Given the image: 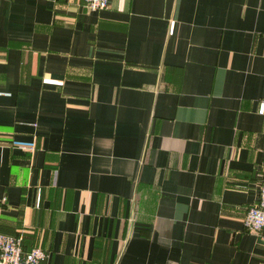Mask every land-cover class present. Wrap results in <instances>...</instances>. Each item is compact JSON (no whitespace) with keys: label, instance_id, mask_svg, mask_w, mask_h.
<instances>
[{"label":"crops","instance_id":"obj_1","mask_svg":"<svg viewBox=\"0 0 264 264\" xmlns=\"http://www.w3.org/2000/svg\"><path fill=\"white\" fill-rule=\"evenodd\" d=\"M260 102L264 0H0V234L43 264H264Z\"/></svg>","mask_w":264,"mask_h":264},{"label":"built area","instance_id":"obj_2","mask_svg":"<svg viewBox=\"0 0 264 264\" xmlns=\"http://www.w3.org/2000/svg\"><path fill=\"white\" fill-rule=\"evenodd\" d=\"M90 11L105 10L110 0H82ZM258 114L264 116V102H260ZM244 229L264 239V179L259 185L258 201L246 213ZM22 236L0 234V264H42L46 253L41 248H31L28 252L22 249Z\"/></svg>","mask_w":264,"mask_h":264},{"label":"trees","instance_id":"obj_3","mask_svg":"<svg viewBox=\"0 0 264 264\" xmlns=\"http://www.w3.org/2000/svg\"><path fill=\"white\" fill-rule=\"evenodd\" d=\"M17 235H18V234H17ZM17 235H15V236H17ZM22 242H23V241H22ZM23 251L26 252V251H28V249H23ZM43 263H44V262H43ZM43 263H42V264H43Z\"/></svg>","mask_w":264,"mask_h":264}]
</instances>
